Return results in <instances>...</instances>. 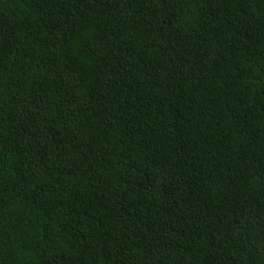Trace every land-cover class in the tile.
<instances>
[{
    "label": "trees",
    "instance_id": "obj_1",
    "mask_svg": "<svg viewBox=\"0 0 264 264\" xmlns=\"http://www.w3.org/2000/svg\"><path fill=\"white\" fill-rule=\"evenodd\" d=\"M0 264H264V0H0Z\"/></svg>",
    "mask_w": 264,
    "mask_h": 264
},
{
    "label": "clouds",
    "instance_id": "obj_2",
    "mask_svg": "<svg viewBox=\"0 0 264 264\" xmlns=\"http://www.w3.org/2000/svg\"><path fill=\"white\" fill-rule=\"evenodd\" d=\"M166 142V137L161 138L151 133L140 123H136L128 128L123 134L114 139V143H122L123 145L131 148L137 152L142 160L146 162V153L151 147H154V151L159 157V162H162L168 153L161 149L160 141Z\"/></svg>",
    "mask_w": 264,
    "mask_h": 264
}]
</instances>
